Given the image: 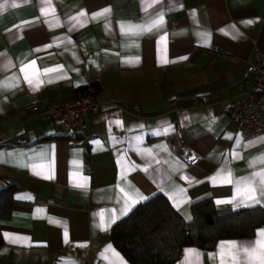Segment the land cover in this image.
I'll return each instance as SVG.
<instances>
[{
    "label": "crops",
    "instance_id": "obj_1",
    "mask_svg": "<svg viewBox=\"0 0 264 264\" xmlns=\"http://www.w3.org/2000/svg\"><path fill=\"white\" fill-rule=\"evenodd\" d=\"M255 43L264 0H0V189L19 188L0 264H131L111 229L156 194L186 222L205 198L264 208V134L227 112ZM89 85L99 111L73 143L25 112ZM176 264H264V228Z\"/></svg>",
    "mask_w": 264,
    "mask_h": 264
},
{
    "label": "trees",
    "instance_id": "obj_2",
    "mask_svg": "<svg viewBox=\"0 0 264 264\" xmlns=\"http://www.w3.org/2000/svg\"><path fill=\"white\" fill-rule=\"evenodd\" d=\"M89 88L96 94L89 85L80 95ZM18 190L15 185L0 189V220L11 218ZM192 215L186 222L164 195L156 194L114 224L111 241L131 264H176L186 247L213 250L221 240L251 238L264 228V208L259 205L219 213L214 201L205 198L192 205Z\"/></svg>",
    "mask_w": 264,
    "mask_h": 264
},
{
    "label": "built area",
    "instance_id": "obj_3",
    "mask_svg": "<svg viewBox=\"0 0 264 264\" xmlns=\"http://www.w3.org/2000/svg\"><path fill=\"white\" fill-rule=\"evenodd\" d=\"M247 78L252 83L251 90L237 97L227 111L243 138L264 134V51L256 43L248 63ZM134 109L140 110L139 107ZM98 111L99 104L92 88L73 102H35L25 108V112H37L44 120L61 126L71 143L78 140L86 127L87 118ZM176 136L182 137L181 128H177ZM181 147L184 149V146ZM179 154L183 156L181 151Z\"/></svg>",
    "mask_w": 264,
    "mask_h": 264
}]
</instances>
